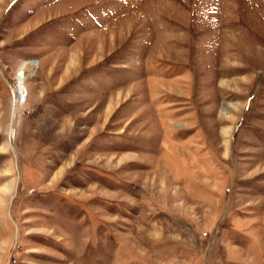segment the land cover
Masks as SVG:
<instances>
[{"label": "rangeland", "instance_id": "374dc122", "mask_svg": "<svg viewBox=\"0 0 264 264\" xmlns=\"http://www.w3.org/2000/svg\"><path fill=\"white\" fill-rule=\"evenodd\" d=\"M0 264H264V0H0Z\"/></svg>", "mask_w": 264, "mask_h": 264}, {"label": "built area", "instance_id": "2783aa9c", "mask_svg": "<svg viewBox=\"0 0 264 264\" xmlns=\"http://www.w3.org/2000/svg\"><path fill=\"white\" fill-rule=\"evenodd\" d=\"M38 65V60L35 58H24L20 60L19 66H18V70L22 71L23 73H25V77L21 80L26 81V79L32 74L33 69ZM15 85V81H12L10 84V89L12 90V98L13 100H17V103H22L24 100H26V91L23 92V96L21 97V99H18L17 97V93H13V88ZM22 93V92H21ZM20 94V93H19Z\"/></svg>", "mask_w": 264, "mask_h": 264}, {"label": "bare ground", "instance_id": "6f19581e", "mask_svg": "<svg viewBox=\"0 0 264 264\" xmlns=\"http://www.w3.org/2000/svg\"><path fill=\"white\" fill-rule=\"evenodd\" d=\"M14 87H15V85H14ZM16 95H17V97H18V94H16ZM22 96H23V94L20 95L18 99H21ZM15 101H17V100H15Z\"/></svg>", "mask_w": 264, "mask_h": 264}]
</instances>
